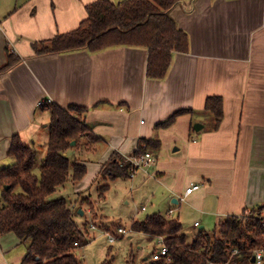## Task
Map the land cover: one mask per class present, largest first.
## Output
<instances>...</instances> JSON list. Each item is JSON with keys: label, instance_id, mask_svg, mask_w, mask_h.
I'll return each mask as SVG.
<instances>
[{"label": "crops", "instance_id": "0c3cea01", "mask_svg": "<svg viewBox=\"0 0 264 264\" xmlns=\"http://www.w3.org/2000/svg\"><path fill=\"white\" fill-rule=\"evenodd\" d=\"M94 1L0 0V66L8 47L21 57L0 73V169L9 163L15 134L28 145L39 144L40 128L50 120L39 102L50 100L64 107L88 106L86 121L101 136L90 150L98 151L97 160L80 157L89 150L67 151L88 169L76 186L74 204L81 215L89 206L79 204L87 195L81 189L102 178V164L115 151L132 155L140 139L151 137L161 142L152 173L164 205L153 213L173 217L178 211L180 218L186 208L192 226L205 229L264 203V0H179L170 14L188 32L190 48L174 54L163 79L147 76L146 46L35 52L34 42L76 29ZM210 95L224 97L225 115L217 130L205 128ZM183 108L193 112L167 128L156 127ZM194 122L203 129L190 138ZM191 183L200 187L181 199ZM26 253L27 244L14 232L0 234V264H21Z\"/></svg>", "mask_w": 264, "mask_h": 264}, {"label": "trees", "instance_id": "16d2710c", "mask_svg": "<svg viewBox=\"0 0 264 264\" xmlns=\"http://www.w3.org/2000/svg\"><path fill=\"white\" fill-rule=\"evenodd\" d=\"M178 2L95 0L87 5L88 15L76 29L36 41L33 48L43 55L82 48L98 51L119 45L146 46L147 76L163 79L174 54L190 48L188 32L170 14ZM20 60L8 47L7 60L0 66V73ZM205 109L213 114L212 127L217 130L225 115L224 97L208 96ZM40 110L48 111L50 120L47 149L39 173L34 172L35 147L24 143L19 134L12 137L8 151L13 162L0 169V234L14 232L27 244L21 264H85L76 254V248L77 243L80 246L89 238L88 223L81 226L75 218L76 204L66 197L52 195L67 181L78 183L87 174V165L78 157L71 158L67 151L70 148L91 150L101 136L86 121L88 106L64 107L55 101L42 100ZM192 112L191 108L179 109L156 127L167 128L181 114ZM191 130L190 138L195 128L192 126ZM160 148V139L151 137L140 139L130 156L113 152L99 171L101 179H105L98 186L100 197L110 188L109 181L128 178L133 171L137 172L135 158L147 152L157 154ZM6 185L9 187L5 188ZM79 204L82 208L89 205L94 211L95 204L89 195L81 197ZM131 229L163 238L168 253H156L152 264H257L252 258L258 250L263 251L264 258V203L246 207L240 214L227 215L215 229H200L192 240L179 217H167L160 212L134 219Z\"/></svg>", "mask_w": 264, "mask_h": 264}, {"label": "rangeland", "instance_id": "374dc122", "mask_svg": "<svg viewBox=\"0 0 264 264\" xmlns=\"http://www.w3.org/2000/svg\"><path fill=\"white\" fill-rule=\"evenodd\" d=\"M48 122L49 120L46 123ZM204 122L206 124L205 128H212L211 124H214V116L211 112H209L207 118L205 117ZM43 127L41 126V134L37 139L40 142L35 147L37 162L34 172L36 173H39L40 164L46 151L43 136L48 135V126H45L44 129ZM80 157L94 161L98 158V151H84ZM8 161L7 164L9 165L13 162V159L9 157ZM152 167L153 164L141 167L137 170L136 177H134L135 174L128 178L109 181L110 188L102 198L98 189L101 178H98L97 181L95 179L94 184H83L87 187H82L81 190L86 191V194L91 197L95 204L93 205L94 211H91V206H87V214L81 215V213L75 211L74 215L81 226L86 222L88 223L87 227H90L93 222L96 225V228L89 229L88 240L76 248V254L83 259L85 264H152L151 261L154 259V255L160 252V244L153 236L131 229V223L134 219H142L148 214L164 208L161 203L163 200L159 199L160 193L157 190L156 180L153 178ZM147 179L148 181H146ZM77 184L69 180L64 184L65 186L59 187L52 196L54 198L63 196L75 203L78 201ZM143 205L147 206V210H141ZM181 207H184V205ZM170 216L178 217V211ZM180 220L184 223V229L187 230L189 240H192L200 229L192 226L194 220L191 219V214L186 208L181 209ZM217 226L218 224L211 227L207 226L205 229L211 231ZM120 227H125L127 231L119 234L117 230ZM110 233L116 235V240L113 242L109 240ZM262 264H264V258Z\"/></svg>", "mask_w": 264, "mask_h": 264}, {"label": "built area", "instance_id": "2783aa9c", "mask_svg": "<svg viewBox=\"0 0 264 264\" xmlns=\"http://www.w3.org/2000/svg\"><path fill=\"white\" fill-rule=\"evenodd\" d=\"M41 103H42V101L39 102V104H41ZM155 162H156V157L150 152H147V153L143 154L141 157H138V158L134 159V164H135V166L138 169H140L141 167L150 166V165L154 164ZM135 174H136V171H133L131 173V176H134ZM199 187H200V184L191 183V185L186 188V190L184 192V195L181 197V199L184 200L192 191H194L195 189H198ZM170 212H172V210ZM195 224L198 225L199 223L196 222ZM90 228H96V225H95L94 222L91 223ZM117 231H118L119 234H123V233H125L127 231V229L125 227H120V228H118ZM109 240L111 242L115 241L116 240V235L113 234V233H110L109 234ZM157 242L161 246L159 253L161 255H166L168 253V247L164 244L163 238L162 237H158ZM77 246H79L78 243H77ZM235 251H237V249H235ZM255 257H256L255 261L257 262V264H262V262H263V251L262 250H258L256 255H255Z\"/></svg>", "mask_w": 264, "mask_h": 264}, {"label": "water", "instance_id": "95a60500", "mask_svg": "<svg viewBox=\"0 0 264 264\" xmlns=\"http://www.w3.org/2000/svg\"><path fill=\"white\" fill-rule=\"evenodd\" d=\"M194 128H195V130L199 131L200 129L203 128V124H201V123H195ZM74 143H75V141H72V144H74ZM8 187H9V185H6V186H5V188H8ZM81 211H82V210H80V212H81ZM82 212H83V211H82ZM252 260L255 261V260H256V257L254 256V257L252 258Z\"/></svg>", "mask_w": 264, "mask_h": 264}]
</instances>
